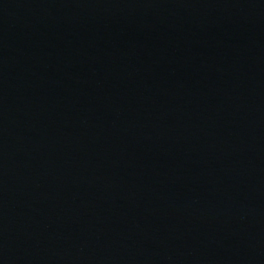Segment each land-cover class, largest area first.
I'll return each mask as SVG.
<instances>
[{
  "label": "water",
  "instance_id": "1",
  "mask_svg": "<svg viewBox=\"0 0 264 264\" xmlns=\"http://www.w3.org/2000/svg\"><path fill=\"white\" fill-rule=\"evenodd\" d=\"M0 264H264V0H0Z\"/></svg>",
  "mask_w": 264,
  "mask_h": 264
}]
</instances>
